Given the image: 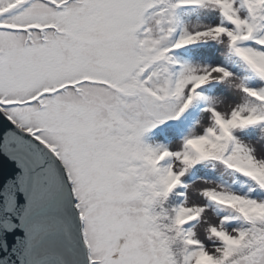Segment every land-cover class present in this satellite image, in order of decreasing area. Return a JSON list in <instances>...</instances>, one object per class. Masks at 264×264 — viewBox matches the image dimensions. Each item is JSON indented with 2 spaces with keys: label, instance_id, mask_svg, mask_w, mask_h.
I'll list each match as a JSON object with an SVG mask.
<instances>
[{
  "label": "snow or ice",
  "instance_id": "obj_1",
  "mask_svg": "<svg viewBox=\"0 0 264 264\" xmlns=\"http://www.w3.org/2000/svg\"><path fill=\"white\" fill-rule=\"evenodd\" d=\"M0 264H264V0H0Z\"/></svg>",
  "mask_w": 264,
  "mask_h": 264
}]
</instances>
